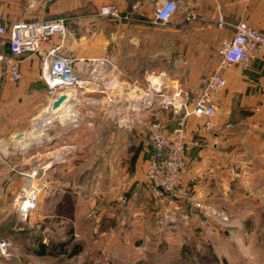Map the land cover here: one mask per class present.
Returning <instances> with one entry per match:
<instances>
[{
    "label": "crops",
    "instance_id": "obj_1",
    "mask_svg": "<svg viewBox=\"0 0 264 264\" xmlns=\"http://www.w3.org/2000/svg\"><path fill=\"white\" fill-rule=\"evenodd\" d=\"M159 1L0 0V17L7 24L66 18L64 37L54 34L43 48L60 44L62 54L84 64L85 79H95L84 81L92 83L91 91H84V163H119L141 140L147 143L143 139L145 127L135 123L137 114L144 120H159L166 131L177 125L182 110L153 111L144 101L134 111L132 103L137 100L138 105L142 95L134 96L132 86L137 87L138 79H151L154 69L160 79L183 75L199 79L200 69L205 68L208 73L216 69L217 46L232 35L231 28L216 26L218 16L230 23L243 20L264 32V0H172L177 6L170 18L153 23V9ZM103 4H113L120 17L97 14ZM109 51L112 66L108 62L93 64ZM190 53H194L192 60ZM19 64L20 81L5 82L0 92V100L4 101L0 115L3 112L6 119L11 118V126L2 129L6 133L23 131L16 126L18 122L24 123L31 110L49 103L39 78V55L23 53ZM181 68H190L192 73L184 70L181 76L178 70ZM219 71L226 85L212 95L216 112L209 118L210 127H204L202 116L191 114L184 118V136L192 144L181 191L202 206L207 203L209 211L229 213L242 222L248 216L258 217V213L264 212V60L254 56L245 68L238 63H225ZM93 73L97 78L92 77ZM112 80L113 91H99L100 83L106 81L110 85ZM14 88L17 90L10 91ZM119 118L126 121L125 125L118 124ZM86 132L90 135H85ZM19 142L0 143V239L7 238L4 233L12 199L7 190L11 189L12 194L17 190L20 185L17 169L25 164L24 153L13 149ZM149 155L148 143L147 148L141 145L139 158L144 159V174ZM108 191H100L102 203L110 201L112 193ZM34 253L35 258L50 256ZM0 264H9L8 259L0 255Z\"/></svg>",
    "mask_w": 264,
    "mask_h": 264
},
{
    "label": "rangeland",
    "instance_id": "obj_2",
    "mask_svg": "<svg viewBox=\"0 0 264 264\" xmlns=\"http://www.w3.org/2000/svg\"><path fill=\"white\" fill-rule=\"evenodd\" d=\"M102 58L112 64L111 51ZM178 70L181 76L184 70L192 73L190 68ZM75 71L79 86L70 88L73 94L69 92V100L57 113H50L49 103H43L31 110L24 123L16 125L23 128L20 132L24 136L17 141L24 146L14 144L13 149L23 152L25 159L17 170L36 169L38 183L45 185L39 193L37 210L26 222L21 223L9 205L8 226L3 232L12 244L8 263L264 264V212L242 222L229 213L211 212L207 203L202 206L191 195L183 194L181 184L161 197L153 196L143 180L144 159L139 158L141 145L147 148L143 140L119 163H84V91L92 88V83L84 81L95 79H85L84 64L79 60ZM200 72L199 79H192V75L190 79L186 75L154 79L159 76L154 69L151 79H138L136 89L142 95L138 107L151 96L153 111L170 109L161 107L158 96L150 90L156 89L151 80H158L169 101L176 104L173 97L180 96L189 108L196 88L208 74L205 68ZM105 82L98 89L110 93L113 80L110 85ZM4 88L5 84L0 86V92ZM120 90L125 92L124 87ZM3 102L0 100V109ZM60 118H67L68 123ZM0 120V143L10 141L12 132L4 130L11 126V118L6 119L1 112ZM143 139L147 142L146 132ZM186 143L182 179L192 142ZM62 153L65 158L58 159ZM104 189L112 196L103 204L99 193ZM7 194L13 196L11 189ZM39 242L48 244L50 256L35 258Z\"/></svg>",
    "mask_w": 264,
    "mask_h": 264
},
{
    "label": "built area",
    "instance_id": "obj_3",
    "mask_svg": "<svg viewBox=\"0 0 264 264\" xmlns=\"http://www.w3.org/2000/svg\"><path fill=\"white\" fill-rule=\"evenodd\" d=\"M176 6L175 1L160 0L153 9L152 22L167 21ZM97 14L111 18L120 17L119 10L113 4L101 5ZM65 19V17L57 16L36 21L18 20L7 24L0 17V86L7 81L13 83L20 81L19 56L23 53H37L39 55V78L44 83L49 103L60 92H65L70 87L79 86L80 81L77 79L75 71L77 59L62 54L60 44L52 45L47 49L43 48L45 43L51 42L54 34H58L60 38L64 37L66 33ZM216 26L231 28L232 35L222 39L217 46L216 54L219 65L209 72L196 88L191 106L188 108L180 96L173 97L177 101L176 104L169 101L161 92V83L158 85V89H154L161 107L170 108L173 111L182 110L177 125L171 131H166L163 124L157 119L144 120L137 116L138 114L135 117V120L139 118V124L146 130L150 155L144 174V182L155 197H161L175 190L181 184L187 149L184 136V118L191 114L202 116L204 127L207 129L210 127L209 118L216 112L212 95L226 85V79L219 71L221 65L238 63L245 68L254 56H259L264 60L263 31L255 30L243 20L235 23L227 22L221 16L217 17ZM107 62L106 58H101L96 59L93 64ZM92 77L97 78V75L92 74ZM132 88L134 90L137 87L134 85ZM148 99L145 104L150 106V102L152 103L151 96ZM132 109L138 111L137 100L132 103ZM125 123L126 121L121 118L118 119L119 125L122 126ZM63 158H65V154L59 159ZM17 172L20 185L12 196L11 205L19 221L23 223L37 209L39 193L45 184L40 185L38 183L36 169ZM11 247L12 244L9 240L0 239V255L3 258L10 255Z\"/></svg>",
    "mask_w": 264,
    "mask_h": 264
},
{
    "label": "water",
    "instance_id": "obj_4",
    "mask_svg": "<svg viewBox=\"0 0 264 264\" xmlns=\"http://www.w3.org/2000/svg\"><path fill=\"white\" fill-rule=\"evenodd\" d=\"M157 79V78H154ZM152 84H160V81L158 80H151ZM134 96H140L141 93L138 89H135L133 92ZM70 94L67 92H60L50 103H49V110L50 113L54 114L57 113L64 105L65 103L69 100ZM24 136L23 132H15L9 135V140L10 141H15L20 139L21 137Z\"/></svg>",
    "mask_w": 264,
    "mask_h": 264
},
{
    "label": "trees",
    "instance_id": "obj_5",
    "mask_svg": "<svg viewBox=\"0 0 264 264\" xmlns=\"http://www.w3.org/2000/svg\"><path fill=\"white\" fill-rule=\"evenodd\" d=\"M62 17H64V16H62ZM47 245L48 244L39 242L38 243V250L36 251V253L39 255L50 253L51 251L48 249Z\"/></svg>",
    "mask_w": 264,
    "mask_h": 264
},
{
    "label": "bare ground",
    "instance_id": "obj_6",
    "mask_svg": "<svg viewBox=\"0 0 264 264\" xmlns=\"http://www.w3.org/2000/svg\"><path fill=\"white\" fill-rule=\"evenodd\" d=\"M156 78H157V77H156ZM157 79H158V78H157ZM158 85H159V84H155V85H153V87H156V89H158V88H157V87H159ZM70 88H71V87H70ZM70 88L67 89V90H68L67 93H69V92L72 93V92H73V89H70ZM154 89H155V88H153V91H154ZM67 90H66V91H67ZM69 94H70V93H69ZM72 94H73V93H72ZM49 112H50V111H49ZM50 115H51V114H50ZM51 118H52V117H51ZM60 119H61V120H59V121H62V122H64V123H68L67 118H60ZM22 138H23V137H21L20 140H22ZM33 138L35 139V137H32V138L30 137L31 140H33ZM35 141H36V139H35ZM30 142H31V141H30ZM63 154H64V153L59 154V155H58V159H59Z\"/></svg>",
    "mask_w": 264,
    "mask_h": 264
}]
</instances>
